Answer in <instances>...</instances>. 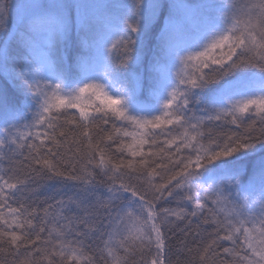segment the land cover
<instances>
[{"label":"snow or ice","instance_id":"6c2138e0","mask_svg":"<svg viewBox=\"0 0 264 264\" xmlns=\"http://www.w3.org/2000/svg\"><path fill=\"white\" fill-rule=\"evenodd\" d=\"M0 264H264V0H0Z\"/></svg>","mask_w":264,"mask_h":264},{"label":"rangeland","instance_id":"374dc122","mask_svg":"<svg viewBox=\"0 0 264 264\" xmlns=\"http://www.w3.org/2000/svg\"><path fill=\"white\" fill-rule=\"evenodd\" d=\"M113 2L124 3V2H126V0H113Z\"/></svg>","mask_w":264,"mask_h":264},{"label":"trees","instance_id":"16d2710c","mask_svg":"<svg viewBox=\"0 0 264 264\" xmlns=\"http://www.w3.org/2000/svg\"><path fill=\"white\" fill-rule=\"evenodd\" d=\"M20 2H24V0H20Z\"/></svg>","mask_w":264,"mask_h":264}]
</instances>
